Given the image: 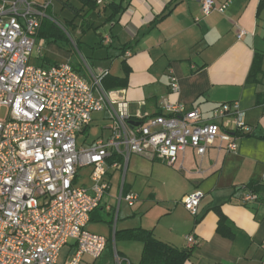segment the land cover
I'll list each match as a JSON object with an SVG mask.
<instances>
[{
  "label": "crops",
  "instance_id": "obj_1",
  "mask_svg": "<svg viewBox=\"0 0 264 264\" xmlns=\"http://www.w3.org/2000/svg\"><path fill=\"white\" fill-rule=\"evenodd\" d=\"M30 1L42 5L48 0ZM214 1L226 3L222 11L203 15L201 0H176L170 13L161 17L174 0H106L94 10L84 7L75 17L71 29L78 46L86 31L99 37L87 43L77 71L88 82L103 71L116 76L128 72L126 86L101 88L120 91L132 118L159 115L164 104L180 102L185 110L197 109L207 119L216 106L236 102L252 127L250 133L236 135L235 152L218 150L216 140L202 156L186 148L174 164L131 155L124 173L109 167L104 175L108 188L88 224L105 223L113 240L115 231L144 229L179 248L186 247L185 237L192 234L197 245L185 264H264V0ZM66 2L82 7L78 0H57L53 13H62ZM110 3L121 9L106 20ZM239 29L246 31L240 38ZM125 45L130 48L123 51ZM168 71L178 79L177 94L169 91ZM93 93L105 108L92 112L90 123L76 136L78 147L108 137L115 125L101 91L94 88ZM95 120L103 125L100 131L89 142H78V135L88 134ZM219 122L222 131L232 132L231 117ZM80 168L74 183L89 186L91 168L85 180L79 178ZM250 182L263 190L260 200L247 203L243 197L251 191ZM195 190L203 196L192 215L181 199ZM131 192L137 201L130 206L122 197ZM215 208L224 218L220 230ZM116 237L121 248L117 252L128 258L131 239L124 232Z\"/></svg>",
  "mask_w": 264,
  "mask_h": 264
},
{
  "label": "built area",
  "instance_id": "obj_2",
  "mask_svg": "<svg viewBox=\"0 0 264 264\" xmlns=\"http://www.w3.org/2000/svg\"><path fill=\"white\" fill-rule=\"evenodd\" d=\"M49 3L0 0V112L5 110L0 116V264H95L108 239L87 224L108 188L109 167L124 173L131 155L174 164L186 148L202 156L216 140L218 150L235 152L236 135L252 131L236 102L216 106L207 119L180 102L164 104L159 115L132 118L120 91L102 90L107 71L88 82L68 61L30 64L45 17L41 9ZM225 4L201 0V12L222 11ZM245 33L239 29L237 37ZM167 78L170 93L177 94V77L168 71ZM94 88L112 110L115 125L108 137L78 147L76 136L92 112L105 108ZM224 117L232 118V132L221 130ZM84 166L91 168L89 186L74 183ZM202 196L195 190L182 197L190 214H197ZM122 198L130 206L137 201L132 192ZM254 200L257 195L247 191L243 202ZM185 241L186 247L197 245L192 234ZM110 264L130 262L113 248Z\"/></svg>",
  "mask_w": 264,
  "mask_h": 264
},
{
  "label": "rangeland",
  "instance_id": "obj_3",
  "mask_svg": "<svg viewBox=\"0 0 264 264\" xmlns=\"http://www.w3.org/2000/svg\"><path fill=\"white\" fill-rule=\"evenodd\" d=\"M49 9L42 8L41 12L45 16V21H53L56 25L59 26L61 32L64 34L63 38H58L57 40H53L52 38H43L37 37L36 42L29 60V63L32 65H41V66H48L51 64V62H58L62 61V58H68V62H71L72 65H77L79 63V59L81 60L80 55L84 54L86 56L85 52L87 49V43H90L91 41L98 40L99 37L96 35L94 36V33L92 32H85L84 36L80 38L82 42H79L80 49L78 50L75 46L76 38L71 28H67L65 21L66 20H72L74 17V14L71 13V11L67 10V8L64 9L62 13L56 12L53 13L54 7H56L57 0H48L49 2ZM52 1V2H51ZM35 5H38V3H35ZM59 9V8H58ZM38 47H40V50H38ZM65 60V59H64ZM88 64V62H86ZM78 67V65H77ZM84 70V68H83ZM5 114L4 108L1 109L0 116L3 117ZM103 125H100L97 120H95L92 123V127L90 129V132L88 134L81 133L78 135V142H81L82 140H86V142H89L91 139H93L94 136L100 131V128ZM90 167H82L79 169V178L80 180L87 179L88 173ZM94 221H91L87 228L90 231L101 233L105 236H107L108 244L100 257L96 260L95 264H110L113 260V248H115L117 251H119L120 248V240L116 237V240L112 239V236H108V227L105 223H93ZM109 237V238H108ZM132 241L131 244L128 246V258L130 264H138L141 258V252H142V246L135 244L134 241L136 240H130Z\"/></svg>",
  "mask_w": 264,
  "mask_h": 264
},
{
  "label": "trees",
  "instance_id": "obj_4",
  "mask_svg": "<svg viewBox=\"0 0 264 264\" xmlns=\"http://www.w3.org/2000/svg\"><path fill=\"white\" fill-rule=\"evenodd\" d=\"M78 1L81 3L82 6L79 9L72 6V4L68 2L65 3L66 8L69 11H71L72 14H74L72 20L65 21L66 30L67 28H72L74 26L73 21L75 17L79 16L81 10L84 7L87 8V11H90L96 9L99 6L96 3V0H78ZM175 3L176 0H174V3H171L169 6H167L165 12L161 17H164L167 14H169ZM108 6H110L112 12L106 20H110L111 18H113L117 13H119L121 9V6L114 5L113 3H110ZM88 25L90 24L87 23V25L85 26L88 27ZM37 37H42L47 39L52 38L55 41L58 38H63L64 34L61 32L59 26L56 25L53 21L51 20L45 21L44 19H42L41 26L36 35V38ZM75 46L79 48L78 42H75ZM128 48H130V46L125 45V47L124 46L122 47V50L125 51ZM127 77H128V72H126L124 76L107 74L102 78L101 84L105 90L124 87L127 85ZM247 187L249 190L255 192L258 195L257 199L259 200L261 199L259 197V192L263 190V187L258 186V184L254 182H250L249 184H247ZM215 211L219 214L217 230H220V228H222L224 224V218L219 210L215 208ZM123 232L125 233L127 238L140 241L143 244L141 258L138 264H185L190 259L196 247V245L192 247H184V248L173 246L171 244L165 243L157 239L150 231L140 228L128 229L124 231H115L114 238H116L117 235L120 236Z\"/></svg>",
  "mask_w": 264,
  "mask_h": 264
}]
</instances>
